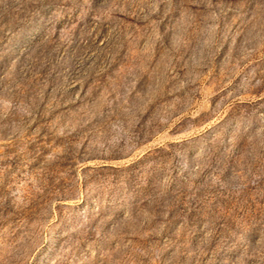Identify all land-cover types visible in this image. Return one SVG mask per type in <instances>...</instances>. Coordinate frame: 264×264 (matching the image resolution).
<instances>
[{
    "label": "rangeland",
    "instance_id": "1",
    "mask_svg": "<svg viewBox=\"0 0 264 264\" xmlns=\"http://www.w3.org/2000/svg\"><path fill=\"white\" fill-rule=\"evenodd\" d=\"M0 264H264V0H0Z\"/></svg>",
    "mask_w": 264,
    "mask_h": 264
}]
</instances>
